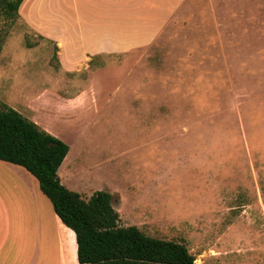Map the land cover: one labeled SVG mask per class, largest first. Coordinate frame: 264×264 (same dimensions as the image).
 Wrapping results in <instances>:
<instances>
[{
  "label": "rangeland",
  "instance_id": "rangeland-1",
  "mask_svg": "<svg viewBox=\"0 0 264 264\" xmlns=\"http://www.w3.org/2000/svg\"><path fill=\"white\" fill-rule=\"evenodd\" d=\"M172 2L149 43L76 70L0 4V102L29 118L32 99L58 104L42 117L70 145L63 184L109 191L122 226L196 264H264V0Z\"/></svg>",
  "mask_w": 264,
  "mask_h": 264
},
{
  "label": "crops",
  "instance_id": "crops-1",
  "mask_svg": "<svg viewBox=\"0 0 264 264\" xmlns=\"http://www.w3.org/2000/svg\"><path fill=\"white\" fill-rule=\"evenodd\" d=\"M145 8L151 20L145 17L141 32L140 27L127 29L125 13L145 14ZM172 11V0H23L19 8L33 27L57 41L70 70L91 60L89 54H115L149 43ZM29 107L33 120L58 134L49 121L61 118L57 103L32 99ZM47 112L50 119L44 120ZM77 248L75 232L62 222L37 178L0 159V264H78Z\"/></svg>",
  "mask_w": 264,
  "mask_h": 264
},
{
  "label": "trees",
  "instance_id": "trees-1",
  "mask_svg": "<svg viewBox=\"0 0 264 264\" xmlns=\"http://www.w3.org/2000/svg\"><path fill=\"white\" fill-rule=\"evenodd\" d=\"M22 2L0 0L6 13L17 17ZM69 151L66 141L0 102V159L37 178L62 222L75 232L78 264H196L187 243L153 237L137 225L122 226L109 191L86 199L63 184L58 171Z\"/></svg>",
  "mask_w": 264,
  "mask_h": 264
}]
</instances>
